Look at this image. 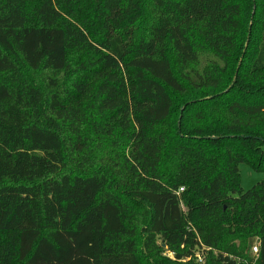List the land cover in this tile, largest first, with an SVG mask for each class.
Returning <instances> with one entry per match:
<instances>
[{"label": "trees", "instance_id": "1", "mask_svg": "<svg viewBox=\"0 0 264 264\" xmlns=\"http://www.w3.org/2000/svg\"><path fill=\"white\" fill-rule=\"evenodd\" d=\"M118 130L121 171L92 146ZM242 164L264 175V0H0V264H253V239L264 264Z\"/></svg>", "mask_w": 264, "mask_h": 264}, {"label": "rangeland", "instance_id": "2", "mask_svg": "<svg viewBox=\"0 0 264 264\" xmlns=\"http://www.w3.org/2000/svg\"><path fill=\"white\" fill-rule=\"evenodd\" d=\"M212 61L213 62L217 61V59L213 55H211V54L204 55L203 65L205 63L208 64L209 62H212ZM45 76H47V78H48V75L47 74L45 75L43 73V76L39 80H37V77H35V79L38 83H42L43 80L45 79ZM71 76L72 75L70 74V76H68L67 78H70ZM69 81H72V80H69ZM186 99H187L186 97L180 98L179 103L177 104L179 108H178V110L175 111V114L173 115L172 119L170 120L169 125H167V126L165 125L163 127L161 126V127H159V130L163 131L166 128L174 130L176 125L178 127V124L179 123L181 124L182 117L180 116V111H181L180 107H181L182 103H184V101H186ZM83 114L85 117V122H83L82 124H84V125H87V123H89L91 120L94 119V115L90 111L83 112ZM92 140H93V144H92L93 148L96 147V149L94 148L95 152H97V151L99 152L102 148H104L103 154L100 155V156L103 155L101 163L104 166H106V165L112 166V164H113L115 171H121V169H119L120 164H119L118 168H115L113 161L118 160V157L116 155V154H118L117 151L119 152V155H126V156L129 154V152H132L133 142L131 140L130 133L128 131L125 132L123 130L115 131L113 137H109V138L105 137L102 140V142H100V146H97L98 142L96 140H94L93 138H92ZM112 142H116L119 144L117 150H115L116 146L111 147ZM80 159H81V155L77 156L76 159L72 160V164L69 163V166L67 167V169L74 168V169L81 170V168H79L76 165V162L77 161L80 162ZM94 161H95V163H94L95 167H98L100 165V162L95 160V158H94ZM240 174H241V186H242V190L244 192L249 191L255 185L262 182V180L264 179L263 174L256 173L246 164L240 165ZM250 242L253 245L256 244L255 239L251 240Z\"/></svg>", "mask_w": 264, "mask_h": 264}, {"label": "built area", "instance_id": "3", "mask_svg": "<svg viewBox=\"0 0 264 264\" xmlns=\"http://www.w3.org/2000/svg\"><path fill=\"white\" fill-rule=\"evenodd\" d=\"M258 255V246L256 244H254L250 250V256L251 259L253 261V264H255L256 261V256ZM196 259L198 260V262L202 263L203 262V257L200 255V253L196 254ZM249 264V263H247Z\"/></svg>", "mask_w": 264, "mask_h": 264}, {"label": "water", "instance_id": "4", "mask_svg": "<svg viewBox=\"0 0 264 264\" xmlns=\"http://www.w3.org/2000/svg\"><path fill=\"white\" fill-rule=\"evenodd\" d=\"M180 126V123L178 124V127Z\"/></svg>", "mask_w": 264, "mask_h": 264}]
</instances>
